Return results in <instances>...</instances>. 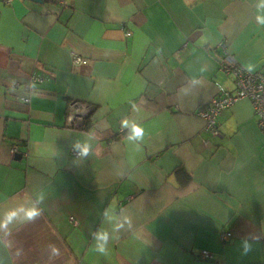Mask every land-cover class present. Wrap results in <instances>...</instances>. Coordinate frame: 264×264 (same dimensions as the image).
Masks as SVG:
<instances>
[{
	"label": "crops",
	"instance_id": "crops-1",
	"mask_svg": "<svg viewBox=\"0 0 264 264\" xmlns=\"http://www.w3.org/2000/svg\"><path fill=\"white\" fill-rule=\"evenodd\" d=\"M258 17L264 0H0V264H264L253 105L223 111L218 135L198 116L235 91L230 61L264 71ZM74 102L98 108L84 129Z\"/></svg>",
	"mask_w": 264,
	"mask_h": 264
},
{
	"label": "built area",
	"instance_id": "built-area-1",
	"mask_svg": "<svg viewBox=\"0 0 264 264\" xmlns=\"http://www.w3.org/2000/svg\"><path fill=\"white\" fill-rule=\"evenodd\" d=\"M130 37V34L127 35ZM73 62L76 65H87L88 61L74 55ZM228 66L224 67L227 74H233L235 77V91L233 93L227 92L220 88L219 93L214 97L211 103L204 109L198 111V116L206 123L208 131L218 135V117L219 115L240 101L248 100L252 103L256 117L258 118L257 125L259 129L264 132V71L263 70H249L245 67L239 66L232 61ZM33 83L41 81V77L35 74L32 78ZM96 105L74 102L68 107L67 125L69 128L84 129L88 126L91 117L97 112ZM18 153V149L14 150ZM77 156L78 153H75ZM232 235L225 233L222 236L223 241H228ZM201 260L212 258L211 253L204 251L200 254Z\"/></svg>",
	"mask_w": 264,
	"mask_h": 264
},
{
	"label": "clouds",
	"instance_id": "clouds-1",
	"mask_svg": "<svg viewBox=\"0 0 264 264\" xmlns=\"http://www.w3.org/2000/svg\"><path fill=\"white\" fill-rule=\"evenodd\" d=\"M258 22L261 24H264V18L258 17ZM121 127L122 128L129 127V120L126 118L123 119L121 121ZM143 137H144V129L137 122L133 123L132 124V135L129 136L128 139L129 140L135 139L137 141H142ZM72 147L75 151L78 152L79 157H86V156H88V154L90 152V146L87 143L81 144L79 141H77L73 144ZM137 147H139L138 144H137ZM26 215H27V219L29 221H31V220H34L36 217L41 215V210L33 208ZM126 222L130 223V221H128V220H126ZM122 226L123 225H120L119 227H122ZM0 227H6V225L0 224ZM101 238L104 239L105 241H107L108 240L107 233H104ZM259 239H260V237H258V236L249 235V237H247L244 240L242 254L246 255L250 251H252V243L250 241H257ZM51 251H52V256H58L59 255V250L56 247L52 246ZM94 251H96L102 255H107L108 248L105 247L104 245H97L94 247Z\"/></svg>",
	"mask_w": 264,
	"mask_h": 264
},
{
	"label": "trees",
	"instance_id": "trees-1",
	"mask_svg": "<svg viewBox=\"0 0 264 264\" xmlns=\"http://www.w3.org/2000/svg\"><path fill=\"white\" fill-rule=\"evenodd\" d=\"M177 174L181 179H184V181L189 180V177L187 176L186 172L183 169L177 170Z\"/></svg>",
	"mask_w": 264,
	"mask_h": 264
},
{
	"label": "water",
	"instance_id": "water-1",
	"mask_svg": "<svg viewBox=\"0 0 264 264\" xmlns=\"http://www.w3.org/2000/svg\"><path fill=\"white\" fill-rule=\"evenodd\" d=\"M31 1H34L36 3H43L44 2V0H31ZM16 160H22V155L21 154L17 155Z\"/></svg>",
	"mask_w": 264,
	"mask_h": 264
}]
</instances>
